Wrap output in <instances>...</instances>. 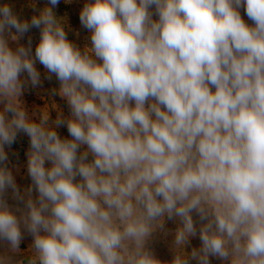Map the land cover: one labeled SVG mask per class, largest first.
<instances>
[{
	"label": "clouds",
	"instance_id": "obj_1",
	"mask_svg": "<svg viewBox=\"0 0 264 264\" xmlns=\"http://www.w3.org/2000/svg\"><path fill=\"white\" fill-rule=\"evenodd\" d=\"M59 2L30 22L0 5V264H264V0H86L83 48ZM37 61L68 117L29 118ZM21 132L23 190L5 151ZM166 220L170 261L150 247Z\"/></svg>",
	"mask_w": 264,
	"mask_h": 264
},
{
	"label": "rangeland",
	"instance_id": "obj_2",
	"mask_svg": "<svg viewBox=\"0 0 264 264\" xmlns=\"http://www.w3.org/2000/svg\"><path fill=\"white\" fill-rule=\"evenodd\" d=\"M86 0H60L59 4L53 8L54 13L63 18L66 21V31L67 36L70 41H73L81 48L85 44L90 46V32L85 29L80 22V12L83 8ZM9 4L13 12L18 16L21 20H28L30 22L31 17L33 15H38L39 11L42 10L45 6L52 7L49 4V0H0V5ZM35 7V10L33 8ZM152 11L154 12V6ZM241 15L248 21L247 16L244 13V10L241 9ZM154 19L158 18L154 15ZM15 33V29L11 30ZM31 38L32 42V53H35V47L40 40V29L39 28H30V30L24 34V36L20 39L19 43L27 46L28 39ZM10 46L15 48L16 44L9 41ZM37 70L41 75V83L35 87H27L25 89L24 95L21 97V100L24 104V107L28 113L29 118L38 120L40 116V110L44 107H49L50 118L54 120L58 113H62L64 117H68L70 115V110L67 105L66 100L59 97L57 94H54L52 90L57 89V85L59 81L53 75L51 79H47L46 77L49 75L44 67L36 62ZM47 92L49 95H47ZM58 96V97H57ZM3 106L0 105V108ZM11 115L10 113L8 114ZM58 134L62 138H70L67 127L62 126L56 129ZM29 149V137L24 133H19L16 141L13 143V147L5 146V151L8 154V167L11 169L13 176L17 185L23 190L31 185V179L27 173V151ZM83 150V149H81ZM91 159V157H89ZM46 166H49L46 162ZM37 193L33 192V196L35 197ZM14 202L9 198V204H13ZM177 227L176 221H167L165 224V232H158L151 244L150 247L154 251V254L162 261H170L173 257L172 251V241L174 239V232ZM32 243V237L25 233L24 239L20 244L21 251L23 255L15 257V259H26L28 255L29 246ZM201 241L199 237L191 238L190 244L185 247V251L190 253L192 248H199ZM3 249V245H0V250ZM210 264H226V262L221 261L215 257H210ZM190 264H197L196 261H191Z\"/></svg>",
	"mask_w": 264,
	"mask_h": 264
},
{
	"label": "crops",
	"instance_id": "obj_3",
	"mask_svg": "<svg viewBox=\"0 0 264 264\" xmlns=\"http://www.w3.org/2000/svg\"><path fill=\"white\" fill-rule=\"evenodd\" d=\"M58 88H59V84L57 85V89H58ZM50 90L53 91L51 88H50ZM47 95H49L48 92H47ZM57 95H58V94H57ZM58 96H59V95H58ZM58 96H57V97H58ZM59 97H60V96H59Z\"/></svg>",
	"mask_w": 264,
	"mask_h": 264
},
{
	"label": "trees",
	"instance_id": "obj_4",
	"mask_svg": "<svg viewBox=\"0 0 264 264\" xmlns=\"http://www.w3.org/2000/svg\"><path fill=\"white\" fill-rule=\"evenodd\" d=\"M11 147H13V144L11 145Z\"/></svg>",
	"mask_w": 264,
	"mask_h": 264
}]
</instances>
